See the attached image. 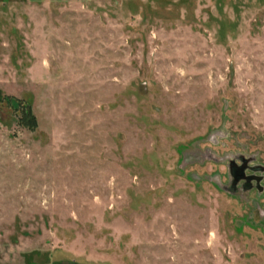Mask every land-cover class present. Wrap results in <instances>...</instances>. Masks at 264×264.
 <instances>
[{
	"label": "rangeland",
	"instance_id": "obj_1",
	"mask_svg": "<svg viewBox=\"0 0 264 264\" xmlns=\"http://www.w3.org/2000/svg\"><path fill=\"white\" fill-rule=\"evenodd\" d=\"M0 264H264V0H0Z\"/></svg>",
	"mask_w": 264,
	"mask_h": 264
},
{
	"label": "water",
	"instance_id": "obj_2",
	"mask_svg": "<svg viewBox=\"0 0 264 264\" xmlns=\"http://www.w3.org/2000/svg\"><path fill=\"white\" fill-rule=\"evenodd\" d=\"M247 179H251L252 177H254V178H256L257 179V181H259L260 180V177H255V176H245Z\"/></svg>",
	"mask_w": 264,
	"mask_h": 264
},
{
	"label": "flooded vegetation",
	"instance_id": "obj_3",
	"mask_svg": "<svg viewBox=\"0 0 264 264\" xmlns=\"http://www.w3.org/2000/svg\"><path fill=\"white\" fill-rule=\"evenodd\" d=\"M254 177H252L251 179L253 180Z\"/></svg>",
	"mask_w": 264,
	"mask_h": 264
}]
</instances>
